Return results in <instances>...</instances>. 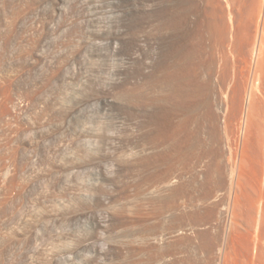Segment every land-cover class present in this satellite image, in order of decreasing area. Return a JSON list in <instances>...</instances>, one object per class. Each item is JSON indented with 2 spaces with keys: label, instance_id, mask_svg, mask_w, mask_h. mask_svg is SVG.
I'll return each instance as SVG.
<instances>
[{
  "label": "rangeland",
  "instance_id": "374dc122",
  "mask_svg": "<svg viewBox=\"0 0 264 264\" xmlns=\"http://www.w3.org/2000/svg\"><path fill=\"white\" fill-rule=\"evenodd\" d=\"M263 20L0 0V264H264Z\"/></svg>",
  "mask_w": 264,
  "mask_h": 264
},
{
  "label": "bare ground",
  "instance_id": "6f19581e",
  "mask_svg": "<svg viewBox=\"0 0 264 264\" xmlns=\"http://www.w3.org/2000/svg\"><path fill=\"white\" fill-rule=\"evenodd\" d=\"M217 13H218V12H217ZM223 13H224V12H223ZM259 13H260V11H259ZM217 15H219V14H217ZM225 15H226V14H224V16H225ZM258 15H259V14H258ZM221 16H222V15H221ZM218 17H220V16H218ZM221 18H222V17H221ZM224 18H225V17H224ZM224 18H222V19H224ZM226 18H227V17H226ZM224 20H225V19H224ZM215 21H216V20H215ZM220 22H221V21H220ZM220 22H219V23H220ZM223 22H224V21H223ZM263 22H264V20H263ZM212 25H214V24H211V26H212ZM220 25H221V24H219V26H220ZM222 25H223V24H222ZM222 25H221V26H222ZM263 25H264V24H263ZM216 26H217V25H216ZM221 26H220V28H221ZM227 26H228V25H227ZM212 27H214V26H212ZM222 27H224V26H222ZM227 28H230V27H227ZM227 28H224V29H227ZM216 29L219 30V27L216 28ZM214 30H215V29H214ZM220 30H222V28H221ZM209 31H210V30H209ZM223 31H224V30H223ZM228 31H230V32H229V33H230V37L232 38V37L234 36V33H233L234 31H232L231 29H230V30L227 29V30H226V33H225V32H222V31H221V32H222L223 36H225V35H228V34H227ZM217 32L219 33L220 31H216V33H217ZM208 33H209V32H208ZM211 33H212V32H211ZM211 33H210V34H211ZM213 33H214V32H213ZM213 33H212V34H213ZM218 33H217V37H219V36L221 35V34L219 33L220 35L218 36ZM261 34H262V33H261ZM214 35H215V34H213V36H214ZM263 35H264V34H263ZM215 36H216V35H215ZM221 36H222V35H221ZM228 36H229V35H228ZM210 37H211V36H210ZM226 37H227V36H226ZM226 37H224V39L227 40ZM220 38H222V37H220ZM261 38H262V41L260 42V43H261V44H260V54H259L260 56H259V58H258V59H259L258 61H259V64H260V65L257 63L260 67H261V64H263V62H264V37L261 36ZM209 39H210V38H209ZM209 39H208V41H209ZM211 39H212V38H211ZM222 39H223V38H222ZM224 39H223L222 41H224ZM228 39H230V38L228 37ZM206 40H207V39H206ZM213 40H214V37H213ZM217 40H219V39L216 38V39H215L216 42H215V41H213V42H215V43L219 42V44L222 43V41L220 42L221 39H220L219 41H217ZM226 40H225V42L230 43L228 40H227V41H226ZM234 40H235V39H234ZM211 41H212V40H211ZM236 42H237V41H236ZM212 44H213V43H212ZM225 44H226V43H225ZM225 44L222 43L221 45H225ZM233 44H234V43H233ZM214 45H215V44H214ZM217 45H218V44H217ZM221 45H220V46H221ZM209 46H210V44H209ZM227 46H228V45H227ZM211 47H212V46H211ZM217 47H218V46H217ZM223 47H224V46H223ZM223 47H221L222 49L220 50V51H221V55H223L224 53H227V52H225V50H224V49L226 48V46H225L224 48H223ZM219 48H220V47H219ZM228 48H229V47H228ZM210 49H211V48H210ZM213 49H214V48H213ZM215 49H216V47H215ZM215 49H214V51H215ZM217 49H218V48H217ZM231 49H233V48H231ZM222 50H224V53L222 52ZM205 51H206V50H205ZM209 51H210V50H209ZM214 51H213V52H214ZM216 51H217V50H216ZM234 51H235V50H234ZM234 51H233V52H234ZM213 52H212V53H213ZM229 52H230V51H229ZM233 52H232V53H233ZM210 53H211V52H210ZM222 53H223V54H222ZM213 54H214V53H213ZM228 54H229V53H228ZM210 55H211V54H210ZM214 55H215V54H214ZM221 55H220V56H221ZM223 56H227V55L224 54ZM217 58H218V57H217ZM226 58H228V57H225L224 59H226ZM213 59H214V58H213ZM218 59H219V58H218ZM218 59H217V60H218ZM220 59H221V58H220ZM222 59H223V58H222ZM222 59L219 60V61H222ZM214 61H215V59H214L212 62H214ZM226 61H227V59H226ZM258 61H257V62H258ZM231 62H232V61H231ZM261 62H262V63H261ZM214 63H217V62H214ZM226 63H227V64H226ZM226 63H225V64H226V67H227V65L230 66V63H229V64H228V62H226ZM232 63H233V62H232ZM210 64H211V63H210ZM210 64H209V65H210ZM217 64H218V63H217ZM223 64H224V63H223ZM223 64H222V65H223ZM209 65H208V66H209ZM220 65H221V64H220ZM222 65H221V67H222V69L224 70V68H226V67L223 68L224 65H223V66H222ZM215 66H216V65L212 66V68H215ZM229 66H228L227 68H229ZM259 66H258V67H259ZM219 67H220V66H219ZM219 67H218V69H219ZM231 67H232V66H231ZM263 67H264V66H263ZM218 69H217V70H218ZM256 69H257V68H256ZM259 69H260V68H259ZM213 70H214V69H213ZM217 70L215 69L214 72H217ZM227 70H228V69H227ZM209 71H210V70H209ZM220 71H221V70H220ZM260 71H261V70H260ZM168 72H169V71H168ZM218 72H219V71H218ZM221 72H222V71H221ZM225 72H227V71L225 70V71L223 72L224 75H225ZM168 74H170V73H168ZM172 74H173V73H172ZM216 74H217V73H215V75H216ZM219 74H221V73H219ZM257 74H258V73H257ZM211 75H212V74H211ZM213 75H214V74H213ZM213 75H212V77H213ZM224 75H223V76H224ZM226 75H227V74H226ZM166 76H167V75H166ZM170 76H171V75H170ZM185 76H186V75H185ZM228 76H230V74H229ZM263 76H264V75H263ZM168 77H169V76H168ZM168 77H166V78H168ZM219 77H220V76H219ZM166 78H165V79H166ZM181 78H183V77H181ZM215 78H216V77H215ZM220 78H221V77H220ZM224 78H225V77H224ZM211 79H213V78H211ZM222 79H223V78H222ZM225 79H227V78H225ZM162 80H163V79H162ZM183 80H184V79H183ZM185 80H186V79H185ZM223 80H224V79H223ZM223 80H222V81H223ZM227 80H228V79H227ZM160 81H161V80H160ZM218 81H219V80H218ZM224 81H225V80H224ZM220 82H221V81H220ZM227 82H228V81H227ZM199 83H200V82H199ZM260 83H261V82H260ZM200 86H201V85H200ZM204 86H205V85H204ZM206 87H207V86H206ZM256 87H257V86H256ZM256 89H257V88H256ZM150 94H151V93H150ZM145 95H146V94H145ZM167 95H169V94H167ZM169 96H171V95H169ZM167 97H168V96H167ZM218 97H219V96H218ZM220 97H221V96H220ZM222 97H223V96H222ZM249 98H250V97H249ZM145 99H146V98H145ZM152 99H153V98H152ZM155 99H156V98H155ZM161 99H162V98H161ZM164 99H168V98L165 97ZM221 99H222V98H221ZM147 100H148V99H147ZM147 100H146V101H147ZM168 100H169V99H168ZM148 101H149V100H148ZM164 101H165V100H164ZM224 101H227V100H224ZM249 101H250V100H249ZM249 101H248V102H249ZM157 102H158V101H157ZM221 102H223V101H221ZM151 103H152V102H151ZM162 103H163V102H162ZM221 104L224 105V103H221ZM147 105H148V104H147ZM154 105H155V104H154ZM159 105H160V104H159ZM201 161H202V160H201ZM202 162H203V161H202ZM200 167H201V166H200ZM169 184H170V183H169ZM173 184H174V183H173ZM166 185H168V183H167ZM169 188H170V186H169ZM211 198L214 200V197H211ZM258 214H259V213H258ZM257 223H258V222H257Z\"/></svg>",
  "mask_w": 264,
  "mask_h": 264
}]
</instances>
